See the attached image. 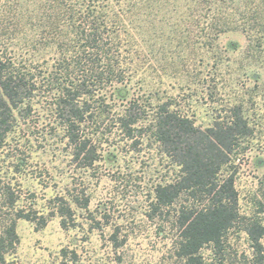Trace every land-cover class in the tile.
I'll list each match as a JSON object with an SVG mask.
<instances>
[{
  "label": "rangeland",
  "instance_id": "rangeland-1",
  "mask_svg": "<svg viewBox=\"0 0 264 264\" xmlns=\"http://www.w3.org/2000/svg\"><path fill=\"white\" fill-rule=\"evenodd\" d=\"M14 6L13 0H0V58L11 57L44 72L53 64L54 51L38 44L41 31L27 14L17 25ZM170 17L175 20L166 10L148 9L145 39L133 31V46L126 55L128 97L123 102L114 89L109 92L112 106L93 136L99 159L92 167H80L74 160L72 146L45 99L35 103L29 117L19 116L16 131L0 145V195L1 188L10 185L19 196V208H32L50 219L43 228L18 221L19 244L7 264H181L176 256V210L191 202L183 196L167 214L152 211L156 187L180 174L148 129L164 102L202 129L231 104L244 105L255 133L233 167L241 217L226 234L222 250L206 246L202 256L205 264H260L245 228L253 219L264 224L258 206L262 201L264 210V64L240 29L204 46L170 32ZM129 100H139L149 111V120L138 123L133 139L116 121ZM21 158L25 161L18 171ZM83 193L90 199L88 208L72 203L77 225L64 229L60 217H51L56 196L72 201ZM64 248L76 252V263L62 257Z\"/></svg>",
  "mask_w": 264,
  "mask_h": 264
},
{
  "label": "trees",
  "instance_id": "trees-1",
  "mask_svg": "<svg viewBox=\"0 0 264 264\" xmlns=\"http://www.w3.org/2000/svg\"><path fill=\"white\" fill-rule=\"evenodd\" d=\"M13 2L17 25L25 22L27 14L41 31L38 44L53 49V64L38 72L36 67L11 57L0 58V145L16 131L19 116L29 117L35 103L45 99L72 146L74 160L83 168L92 167L99 159L93 136L111 110L109 92L114 89L123 102L128 97L125 86L131 79L126 55L133 46V31L145 39L148 9L174 14L175 20L170 17L167 22L170 32L204 46L212 45L225 32L240 29L252 47L258 48V61L264 64V0ZM260 92L264 93V88ZM224 111L211 126L202 129L172 110L168 102L160 104L149 120L142 102L129 100L116 119L131 139L136 138L138 123L149 120L151 136L180 168L175 180L156 187L152 211L154 215L167 214L183 196L191 202L176 210V256L181 264H205L202 250L211 245L221 251L226 234L241 217L233 167L236 158L248 150L255 131L242 103L231 104ZM24 161L21 158L17 162L18 171ZM18 199L10 185L1 188L0 264H7V257L19 244L18 221L36 222L43 228L50 219L32 208H19ZM72 203L86 209L90 199L84 193L72 201L65 195L56 196L51 217H60L64 229L77 225ZM262 203L258 202L260 211H264ZM245 232L262 264L264 224L259 218L253 219ZM61 255L78 261L74 250L64 248Z\"/></svg>",
  "mask_w": 264,
  "mask_h": 264
}]
</instances>
